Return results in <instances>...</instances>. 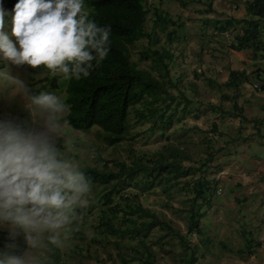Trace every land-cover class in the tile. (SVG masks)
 Wrapping results in <instances>:
<instances>
[{
	"label": "trees",
	"instance_id": "obj_1",
	"mask_svg": "<svg viewBox=\"0 0 264 264\" xmlns=\"http://www.w3.org/2000/svg\"><path fill=\"white\" fill-rule=\"evenodd\" d=\"M176 1L184 10L191 5L202 6L199 12L203 16L204 34L209 27L218 33L240 27L241 31L235 34L229 47L234 50L251 47L256 60L264 59V0H246L247 14L239 20L208 17L214 12L213 0ZM86 4L90 8V18L101 26H111L110 51L89 77L68 82L69 125L79 130L97 127L102 141L107 146H115L128 139L133 110L137 124L147 123L149 131L157 130L164 136L172 129L176 116L181 114L178 119H183L190 111L187 108L194 103L181 88L182 80H176L171 69L175 50L186 38L183 33L185 22L163 9L161 3L153 7L148 17V0H86ZM148 21L151 22L150 30L146 29ZM160 32L166 36L163 42ZM141 39H147V44L140 53V61H148L149 68H141L131 58V47ZM248 80L246 72L230 70L226 82H208L216 90L231 88L236 92ZM177 88L178 95L173 92ZM194 128L199 129L198 126ZM209 133L223 136L216 123ZM204 138L206 151L198 166L187 163L193 156L180 142L178 147L170 145L165 151L146 156L132 151L129 160L119 161L115 170L85 168L91 181L111 185V190L101 198L100 217L95 225L98 235L88 237L91 243L97 244L100 237L111 242L124 264H156V255L147 237L151 229L161 228L167 235L178 238L186 251L190 250L186 236L202 232L201 219L212 208L215 193V183L207 176L209 165L215 160V143L207 135ZM137 175H140L137 184L141 192L161 187L169 198L176 192L184 194L186 236L170 221L144 206L139 193L132 199L120 194L124 183L133 181ZM115 196L121 199L114 201ZM78 226L73 230L75 234L81 233ZM222 246L228 249L227 244ZM196 254L194 251L185 264H197ZM236 254L241 256L239 251ZM55 261L60 264L59 260Z\"/></svg>",
	"mask_w": 264,
	"mask_h": 264
},
{
	"label": "clouds",
	"instance_id": "obj_2",
	"mask_svg": "<svg viewBox=\"0 0 264 264\" xmlns=\"http://www.w3.org/2000/svg\"><path fill=\"white\" fill-rule=\"evenodd\" d=\"M87 7L86 0H15L9 11L0 0V264H56L54 253L85 223L92 181L79 159L61 145L69 105L55 92L35 90L23 72L43 66L54 76L79 81L105 61L111 26L90 18ZM262 85L254 88L262 91ZM60 89L64 94L67 85ZM209 135L214 143L220 139ZM139 176L126 182L128 188L140 189ZM214 191L213 197L223 192L216 183ZM81 234L75 235L98 245ZM201 242L200 248L203 238ZM76 251L82 250H71Z\"/></svg>",
	"mask_w": 264,
	"mask_h": 264
},
{
	"label": "rangeland",
	"instance_id": "obj_3",
	"mask_svg": "<svg viewBox=\"0 0 264 264\" xmlns=\"http://www.w3.org/2000/svg\"><path fill=\"white\" fill-rule=\"evenodd\" d=\"M236 1L237 0H230L231 3H236ZM14 3L15 0H4V7L10 11ZM159 3H161L163 9L167 10L175 17L179 16L185 22L183 33H185L186 38L175 50L176 59L172 62L171 69L173 77L176 80H178V77L182 79L181 88L186 92V95L194 100V103L190 105L189 109L198 108L200 113L197 115L187 113L186 116L182 117L183 119H178L181 117V114H179L174 120L172 129L167 131L164 136H161L160 132L157 130L155 132L149 131V124H137L133 118L134 112L132 110L130 114L131 120L128 139L112 147L102 142V139L98 135L97 127L90 130H79L69 125L66 130L65 146L69 152H72L74 149L81 151V159H79V161L84 170H86L85 168L88 166L115 170L119 161L129 160V155L132 151L146 156L165 151L164 149L170 145L178 147V143L180 142H183L181 146L185 147L193 156V160L189 164L197 166V163L201 161L206 151L204 137L206 135L208 138L212 137L209 135V131L212 126L211 121L214 119V114L207 110V106L209 105L210 107L212 103H217L220 99V93L208 85V79H223L221 76L224 70L226 71V67L221 66L220 75L218 77L213 78L210 76L212 68L209 67V64H211L213 60V54L210 55L209 53L210 41L208 40L214 30L212 27H209L207 29V34L202 32L200 27H202L201 22L203 16L201 15V11L199 12L202 6L191 5L188 9L184 10L176 0H148V8L150 9L148 17L151 16L153 7ZM89 10V7H87L88 12ZM210 16H212V14ZM150 28L151 22L148 21L146 23V29L150 30ZM160 35L162 37V42L165 41V34L160 32ZM146 44L147 39H142L130 49L132 60L141 68L150 67L148 61H140V53ZM219 51L221 52V50ZM225 55L224 59H228L230 56L229 53H225ZM37 70H42L43 76L50 73V77H52L51 72L44 69L43 66H41V69ZM30 75L31 76H27L23 72L24 78L32 84L35 90L55 92L66 102V91L62 94L57 90L50 89L44 81H37L31 78H36V74H34L33 71H30ZM61 82L64 84L65 88L69 81L61 78ZM173 92L178 95V88L173 90ZM196 98L198 99L196 100ZM202 106L204 109H201ZM197 123H199V125ZM195 126H198L199 129L196 130L194 128ZM207 132L208 134H206ZM75 141L78 145H74ZM87 175L89 176L88 173ZM101 186V184L92 181L93 191L90 194V206L83 213V221L85 223L81 228V235L85 237L98 234L95 225L98 224V219L100 217L102 207L101 197L105 194L106 189L111 188V185ZM138 191H140V189L135 186L128 188L125 182L121 194H128L127 197L132 199L134 197L133 193ZM120 199L121 197L115 196L114 201H119ZM139 200L144 206L150 207L156 211L160 217L170 221L173 227L186 236L187 218L184 209V207H186V200L183 193L176 192L173 198H169V195L165 194L161 187H158L146 192L142 191ZM207 221L208 219H206L205 223L208 225ZM204 228L207 229V226ZM208 235H210L209 232H207L205 236L207 237ZM81 237L80 235L76 236L75 232H72L71 239L67 242L65 247L54 253L55 260H59L60 264H62L64 260L65 264H124L121 257L117 254L116 247L111 242H107L106 239L100 237L99 239H101V241L98 242V245L90 246V243L85 238L80 239ZM186 237L191 246V249L188 251L184 249L181 242L178 238H175V236L167 235L161 228L151 229L147 237V242L155 252L156 264H184V257L188 256V259H190L191 255L196 250V259L201 256L197 264H209L212 258L215 264H223V262L238 264L240 261V258L237 256L222 250L221 243H226L228 246L236 245L229 243L228 237H224L221 233L208 240L204 238V246L201 248L202 235L194 234ZM159 240L161 243H157ZM73 248L82 251L79 253L77 251L72 253L71 250ZM62 254H64V256ZM60 256H62V259Z\"/></svg>",
	"mask_w": 264,
	"mask_h": 264
},
{
	"label": "crops",
	"instance_id": "obj_4",
	"mask_svg": "<svg viewBox=\"0 0 264 264\" xmlns=\"http://www.w3.org/2000/svg\"><path fill=\"white\" fill-rule=\"evenodd\" d=\"M212 9V16H208L212 19L239 20L247 14L246 0H237L236 3H231L230 0H213ZM200 28L204 32L203 27ZM239 31L240 27L221 33L214 30L213 37L210 36L208 40L209 53L213 54V60L209 64L212 68L210 76L218 77L221 66L226 67L221 76L223 79H214L215 81L226 82L230 70L246 72L249 80L236 92L231 88H224L219 102L207 106V110L214 114L211 124L216 123L223 133L215 142V160L210 163L207 176L216 183V187L221 186L223 192L212 197L213 206L203 218L200 234L203 240L219 233L228 237L229 243L236 246L227 245L228 249L222 246V250L229 254L239 251L241 256L237 254L240 258L238 264H264V90L254 88L256 83L263 84L260 79L264 80V59L256 60L251 47L242 50L229 47ZM225 53H229L228 59H224ZM32 71L36 78H31L44 81L50 89L63 94L60 87L64 85L60 75L52 74L50 77V73H47L43 76L42 70ZM24 73L31 76L30 71ZM220 110L223 113L219 114ZM198 113V108L192 109L191 114ZM61 145L69 155L81 159L80 150L67 151L65 140L61 141ZM74 145L78 143L75 141ZM206 219L208 225L205 223ZM206 226L207 229L204 228ZM207 232L210 235L206 237ZM209 264H215L213 258Z\"/></svg>",
	"mask_w": 264,
	"mask_h": 264
},
{
	"label": "built area",
	"instance_id": "obj_5",
	"mask_svg": "<svg viewBox=\"0 0 264 264\" xmlns=\"http://www.w3.org/2000/svg\"><path fill=\"white\" fill-rule=\"evenodd\" d=\"M220 192V191H219Z\"/></svg>",
	"mask_w": 264,
	"mask_h": 264
}]
</instances>
